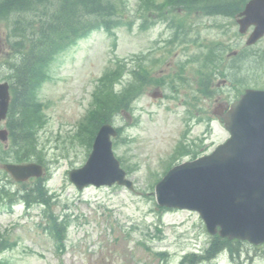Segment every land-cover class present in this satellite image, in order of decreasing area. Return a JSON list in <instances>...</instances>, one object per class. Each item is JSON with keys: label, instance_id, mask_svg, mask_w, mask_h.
Segmentation results:
<instances>
[{"label": "rangeland", "instance_id": "1", "mask_svg": "<svg viewBox=\"0 0 264 264\" xmlns=\"http://www.w3.org/2000/svg\"><path fill=\"white\" fill-rule=\"evenodd\" d=\"M129 1L134 11L137 0ZM192 19L195 28L198 24L195 17ZM197 20L207 24L196 31L204 41H230L237 51L246 46L250 31L240 33L234 18L219 15ZM10 25V20L0 18V76L5 80L13 72L7 64L11 52L8 38ZM139 26L137 20L132 28L121 27L117 47L107 31L92 32L53 62L49 78L39 89V99L43 101L37 107L42 109L43 114L32 128L35 135H39L37 138L47 169L45 175L49 176L50 210L62 220L67 216L70 222L65 249H57L49 230H44L48 226L44 212L46 205L35 203L24 209L23 198L15 193L13 205H0V232L6 233L14 242L4 252L8 264H179L187 252L204 250L209 245L211 235L198 212L187 208L161 209L156 200L146 193L163 176L175 150L186 141L190 143L188 149L202 154L228 136L223 125L207 116L211 114L214 117V99L203 98L197 104L191 103L196 92V68L193 64L187 65L185 72L184 65H181V70L177 65L186 61L193 48L186 52L182 45H177L155 72L163 74L162 77L176 70L179 75L178 91L169 88L170 94L175 97L161 98L162 94L154 92L164 91V87L150 84L144 96L134 105L136 121L127 112H117L114 117L115 124L123 126L122 135L115 139L114 150L130 172L135 190L115 184L89 185L78 189L69 178L70 169L82 166L90 153L84 138L88 132L81 139L75 135L84 128L81 121L87 119L94 107L95 95L101 89L98 77L108 66H114V58L127 59L128 66H131L132 60H136L138 55L148 54L155 39L162 35L159 33L160 25L146 30ZM166 32L168 36L171 33L168 28ZM253 49L263 51L264 39L253 45ZM229 74L234 75L228 72L227 76ZM131 80L133 76L129 69L117 88ZM31 84L34 83L28 82L27 88ZM247 85L264 87V74L243 79L237 87L245 90ZM28 90L26 98H30L28 101L32 105L33 93ZM231 91L234 97L239 94V89ZM192 115L194 117L187 120ZM21 116H25V112L21 111ZM20 120L24 127V118ZM24 183L34 187L36 179L17 182L0 168V189L6 187L11 191H21ZM158 250L168 251L167 258L157 255ZM232 262L264 264V245L231 242L230 250L226 249L212 264Z\"/></svg>", "mask_w": 264, "mask_h": 264}, {"label": "water", "instance_id": "2", "mask_svg": "<svg viewBox=\"0 0 264 264\" xmlns=\"http://www.w3.org/2000/svg\"><path fill=\"white\" fill-rule=\"evenodd\" d=\"M246 12L256 7L264 24V0H251ZM264 92L250 91L226 116L232 136L210 155L174 167L156 187L162 204L197 209L212 232L231 238L264 240ZM9 101L7 83H0V105L4 115ZM116 129L104 124L95 139L87 163L71 172L79 187L115 181L133 187L125 177L112 149ZM16 179L41 175L42 165L7 163Z\"/></svg>", "mask_w": 264, "mask_h": 264}, {"label": "trees", "instance_id": "3", "mask_svg": "<svg viewBox=\"0 0 264 264\" xmlns=\"http://www.w3.org/2000/svg\"><path fill=\"white\" fill-rule=\"evenodd\" d=\"M157 0H139L136 12L141 16H146L148 12L156 6ZM175 3L185 1H205L206 3H245L246 0H172ZM128 0H0V18L11 21V33L19 39L20 36L29 37V47H25L23 39L14 42L17 50L23 46V66L19 70L22 78L16 83V96L13 104L16 108L23 107L25 112L24 127L22 122L14 120L11 128L14 140H23L22 144L15 149L17 160L26 161L32 157L42 160V154L38 151V140L35 138V131L32 128L36 119L41 116L39 104L36 99L26 98L25 88L27 82L38 84L42 80L39 71L38 59H42L58 51L64 43H68L78 38V36L88 32L95 27H103L111 34L116 35L117 27L121 25H132L133 19L129 16L131 12ZM18 35V36H17ZM61 42H64L61 44ZM53 53V54H54ZM52 54V55H53ZM51 55V56H52ZM119 73L116 69H111L102 78L103 89L98 97L97 107L92 111L91 120L86 126L90 132L89 143L92 142L99 125L106 120H111L112 114L121 107H129L131 94L129 90L121 94L114 91L111 84L112 79L117 80ZM35 96V95H34ZM117 101V102H116ZM29 110L28 114L26 112ZM44 120L39 127L43 126ZM30 195L43 198L46 195L43 181L31 188ZM7 197L9 192L3 190ZM44 195V196H43ZM49 229L55 232L59 241L64 238L62 222L57 216L51 214ZM224 239L216 236L214 238V253L217 252L224 243ZM8 239L0 234V251L9 247ZM213 253V254H214ZM0 264H7L5 259H0Z\"/></svg>", "mask_w": 264, "mask_h": 264}, {"label": "flooded vegetation", "instance_id": "4", "mask_svg": "<svg viewBox=\"0 0 264 264\" xmlns=\"http://www.w3.org/2000/svg\"><path fill=\"white\" fill-rule=\"evenodd\" d=\"M241 51H242L243 54L241 55L240 58L241 59H247L248 46H243L241 48ZM155 75L159 77L158 83H165L166 86L175 85L177 83L178 77H179V75L177 74L176 70L172 74L164 75L162 77H160V76L163 75V74H161V75L160 74H155ZM212 78H213V75H212ZM194 81H195L194 83H196V90L198 92L199 91V88H200V77L197 76ZM211 86L212 87L215 86V81H213V79H211ZM229 103L230 102H228V101L222 102V104L224 105V107L228 106Z\"/></svg>", "mask_w": 264, "mask_h": 264}]
</instances>
